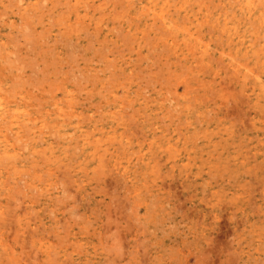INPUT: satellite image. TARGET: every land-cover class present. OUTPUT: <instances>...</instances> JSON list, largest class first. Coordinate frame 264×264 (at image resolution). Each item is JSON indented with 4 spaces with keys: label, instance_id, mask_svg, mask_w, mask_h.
Here are the masks:
<instances>
[{
    "label": "rangeland",
    "instance_id": "rangeland-1",
    "mask_svg": "<svg viewBox=\"0 0 264 264\" xmlns=\"http://www.w3.org/2000/svg\"><path fill=\"white\" fill-rule=\"evenodd\" d=\"M0 264H264V0H0Z\"/></svg>",
    "mask_w": 264,
    "mask_h": 264
}]
</instances>
